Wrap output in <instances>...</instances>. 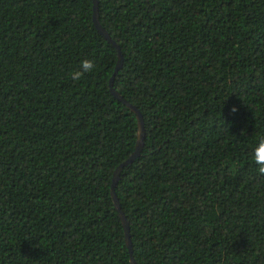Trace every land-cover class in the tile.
Listing matches in <instances>:
<instances>
[{"label": "trees", "instance_id": "trees-1", "mask_svg": "<svg viewBox=\"0 0 264 264\" xmlns=\"http://www.w3.org/2000/svg\"><path fill=\"white\" fill-rule=\"evenodd\" d=\"M92 6L0 0V264H132L111 183L138 127ZM98 16L144 119L114 188L135 263L264 264V0H98Z\"/></svg>", "mask_w": 264, "mask_h": 264}, {"label": "water", "instance_id": "water-1", "mask_svg": "<svg viewBox=\"0 0 264 264\" xmlns=\"http://www.w3.org/2000/svg\"><path fill=\"white\" fill-rule=\"evenodd\" d=\"M92 3H93L92 20H93L94 26L96 27L98 32L105 39H107L110 43H112L117 49V62H116V65L114 67V71H113V73L109 79V84H108L110 93L116 99H118L123 104H125L135 114L136 121H137L138 131H137V139H136V143H135V148H134L133 152L115 168L114 173L112 175V183H111V197H112V200L114 202L116 209L119 211V215H120V218H121V221L123 224L124 238H125L126 245H127L129 252H130V261L132 264H136L135 260L133 258V255H132V243H131V239H130L129 221L126 219L124 213L120 209L118 197L115 193L114 188H115V185L119 179V174H120L121 170L123 169V167L126 166L127 164L132 163L133 160L140 155V152H141L142 146H143V140H144V119H143V116L140 113L139 109L135 105L130 103L128 100L123 98L122 95L113 87V79L115 77L116 72L118 71V69L121 67V65L123 63V56H122L119 45L111 38L110 34L100 24L99 16H98V0H92Z\"/></svg>", "mask_w": 264, "mask_h": 264}, {"label": "clouds", "instance_id": "clouds-1", "mask_svg": "<svg viewBox=\"0 0 264 264\" xmlns=\"http://www.w3.org/2000/svg\"><path fill=\"white\" fill-rule=\"evenodd\" d=\"M94 69V62L85 58L80 61L78 68L70 73V77L74 81H79L86 74L91 73ZM232 111L235 112L236 109L233 108ZM251 160L256 165L257 173L261 176H264V137L259 138L257 144L254 146Z\"/></svg>", "mask_w": 264, "mask_h": 264}]
</instances>
